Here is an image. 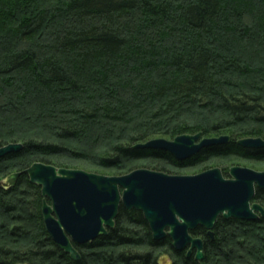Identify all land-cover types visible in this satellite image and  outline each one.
<instances>
[{
	"label": "trees",
	"instance_id": "trees-1",
	"mask_svg": "<svg viewBox=\"0 0 264 264\" xmlns=\"http://www.w3.org/2000/svg\"><path fill=\"white\" fill-rule=\"evenodd\" d=\"M198 133L231 141L186 161L135 148ZM245 138L264 139V0H0V144L24 146L0 160V177L37 162L113 176L212 160L229 164L226 177L264 171V149ZM255 201L264 207V190ZM43 202L26 173L0 187V264H264V217H220L214 238L197 228L198 261L123 206L107 236L75 244L74 261Z\"/></svg>",
	"mask_w": 264,
	"mask_h": 264
},
{
	"label": "water",
	"instance_id": "water-1",
	"mask_svg": "<svg viewBox=\"0 0 264 264\" xmlns=\"http://www.w3.org/2000/svg\"><path fill=\"white\" fill-rule=\"evenodd\" d=\"M229 135L207 138L201 133L184 134L173 140L152 139L137 144V149L163 150L179 161H186L203 149L225 145ZM238 145L246 149H264L263 138H245ZM22 143L0 144V160L20 152ZM22 173L42 188V213L47 231L53 240L79 261L76 245H83L107 236L116 225L120 209L141 212L153 237H170L177 251L203 261L204 240L192 234L199 227L214 238L220 217L258 220L264 207L255 201L258 189L264 190V171L234 166L226 177L220 168L196 175H171L139 168L129 174L108 176L82 169L58 168L42 162L24 172L11 174L0 187L16 184Z\"/></svg>",
	"mask_w": 264,
	"mask_h": 264
},
{
	"label": "rangeland",
	"instance_id": "rangeland-1",
	"mask_svg": "<svg viewBox=\"0 0 264 264\" xmlns=\"http://www.w3.org/2000/svg\"><path fill=\"white\" fill-rule=\"evenodd\" d=\"M9 144V143H8ZM1 145H6V144H1ZM214 160H212V162L211 163H206V165H204V166H202V165H198V166H194V167H190V168H186V169H184V170H182L181 171V173L182 174H179V175H196V174H199V173H202V172H204V171H207V170H205L206 168L208 169H213V168H220V169H222L223 168V166H229V164H227V162H223V161H220V160H217V161H215V162H213ZM143 162H146V161H143ZM237 162V161H236ZM242 164V163H241ZM242 165H244V164H242ZM215 166H217V167H215ZM237 166H241V165H237ZM243 167H248V166H243ZM81 168V167H80ZM248 168H252L251 166H249ZM259 168V167H258ZM208 169V170H209ZM252 169H254V168H252ZM83 170V169H82ZM255 170H256V168H255ZM87 171V170H86ZM258 171H260V170H258ZM88 172H90V171H88ZM16 173V172H15ZM11 174H13V173H11ZM11 174H9V175H6V176H3V177H0V183L1 182H6V179L11 175ZM106 175H108V176H112V175H109V174H106Z\"/></svg>",
	"mask_w": 264,
	"mask_h": 264
}]
</instances>
